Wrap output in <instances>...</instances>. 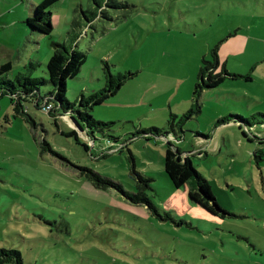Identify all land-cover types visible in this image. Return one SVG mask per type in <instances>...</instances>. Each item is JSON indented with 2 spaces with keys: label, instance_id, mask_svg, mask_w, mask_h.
<instances>
[{
  "label": "rangeland",
  "instance_id": "374dc122",
  "mask_svg": "<svg viewBox=\"0 0 264 264\" xmlns=\"http://www.w3.org/2000/svg\"><path fill=\"white\" fill-rule=\"evenodd\" d=\"M50 20L52 33L39 37V44L23 37L11 44L23 56H13L9 78L27 73L22 67L33 60L38 64L29 75L47 79L50 41L74 46L85 59L67 81L70 102L104 87V64L113 75H126L120 89L91 112L96 120L114 122L113 135L122 139L140 128L171 131L172 115L176 123L194 107L191 93L202 57L210 59L214 49L230 72L249 73L253 82L226 78L216 91L204 89L201 112L184 121L183 133L175 126L181 136L175 149L188 151L208 180L222 209L216 212L190 199L191 180L175 187L164 175L171 137L137 135L130 150L115 152L92 143L71 116L59 117L64 131L79 130L85 151L31 102L26 106L35 126L14 117L3 95L0 248L20 250L25 264H264V125L256 123L259 117L250 119L252 127L234 118L216 124L230 113L249 118L247 106L264 113V74L255 71L260 66L264 73V0H61ZM52 89L50 83L40 86L42 95ZM43 138L69 161L128 191L135 190L129 159L134 154L135 169L153 177L147 194L172 220H160L114 189L94 188L70 163L41 151Z\"/></svg>",
  "mask_w": 264,
  "mask_h": 264
},
{
  "label": "trees",
  "instance_id": "16d2710c",
  "mask_svg": "<svg viewBox=\"0 0 264 264\" xmlns=\"http://www.w3.org/2000/svg\"><path fill=\"white\" fill-rule=\"evenodd\" d=\"M60 1L61 0H42L33 6L30 16L24 21L27 30L34 35L41 34L45 38L46 36L50 37L53 29L50 20L51 9ZM84 16L88 18V16ZM50 44L52 51L48 60L45 62L47 79L45 77H31L29 75L34 65L38 64L33 60H29V62L25 63L22 67L27 73L18 71L12 79L9 78L11 64L6 62L0 65V97L3 95L9 96L14 111V117L20 116L35 126V122L29 115L26 106L27 102H31L35 108L42 109L45 113L51 114L54 125L59 133L67 138L72 137L85 151H88V143L79 137V130L77 131L76 128H72L69 131H64L60 127L64 125V123L62 124L58 120L59 117L71 116L76 124L86 133L92 143L105 145L107 148L115 147L117 148L115 152L123 148L128 149V144L131 143V141L133 142L137 135L144 137L148 134H153L156 138L164 135L166 137H171L172 146L166 147L163 157L164 175H166L175 187L183 186L191 180L193 185L189 191L191 200L211 212H216V209L222 210L211 192L208 180H206L193 165L189 152L180 149L177 151L175 149L177 147L174 146V142H178L181 137L177 134L175 126L183 133L184 130L182 125L184 121L191 118L195 113L198 114L201 112L200 96L204 89H214L226 78L234 80L237 77L247 78L248 76L230 73L225 68V65L221 64L216 49H214L211 51L210 59L207 60L205 56L202 57L198 75L191 93L194 100V107L184 112L176 123L172 122V120L177 116L172 115L171 120L168 121L171 131L166 132L162 128L157 127L140 128L135 129L137 132L128 133L129 137L127 139H122L121 137L113 135L114 129L112 125L114 122L96 120L91 112L95 106L102 104L120 89L126 75L120 73L113 75L109 66L104 64V87L89 95L81 94L74 102H70L65 94L67 90V81L78 75L84 62L85 54L74 46L65 45L64 43L51 40ZM45 83H50L53 89L42 95L40 86ZM48 104L51 105V109L45 108V105ZM257 117H259V119L256 123L264 125V113L262 112L254 113L249 118L239 114H228L227 116L220 117L216 124L226 123L232 121V118H234L239 124L242 123L244 126L252 127L255 123L250 122V119ZM95 132L100 133V137H94ZM203 136L206 137L207 135ZM118 146L121 147L118 148ZM40 148L41 151H48L58 158L70 163L77 169L78 174L94 188L100 190L114 189L122 193L129 202L146 207L149 212L156 215L160 220H172L169 213H159L158 208L147 194V191L151 189L153 177L135 169L134 154L130 153L129 159L131 161L130 176L135 181V190L128 191L125 190L120 183L108 176L102 175L95 169L87 165L75 164L69 161L68 158L55 151L44 138L40 142ZM4 263L25 264L22 252L15 248L1 247L0 264Z\"/></svg>",
  "mask_w": 264,
  "mask_h": 264
},
{
  "label": "crops",
  "instance_id": "0c3cea01",
  "mask_svg": "<svg viewBox=\"0 0 264 264\" xmlns=\"http://www.w3.org/2000/svg\"><path fill=\"white\" fill-rule=\"evenodd\" d=\"M41 1L42 0H0V36L6 38L3 41L0 40V65L9 62L12 68L13 56L16 55L23 56L19 52H15V49L13 47L10 48L11 44L14 43V40L16 44L21 43V37H23L25 42H28L29 44L30 43L39 44L38 38L42 37L43 35L41 34L34 35L30 33L27 30L24 21L26 20L27 17L30 16L32 12V7ZM253 69L254 67H251L249 72L252 71ZM255 71L257 73L264 74L260 66H255ZM230 73L248 76L247 78H244L245 82L249 84L253 82V79L250 77L249 73H245V74L234 73V72H230ZM216 89L217 88H214V91H216ZM259 92L262 96H264V84L260 87ZM209 98H211V96H209L207 99ZM205 99L206 98H204L203 100ZM247 109L250 115L254 114V112L250 111L249 106H247ZM214 128H212L209 131L210 134H212L213 131L217 132L216 131L217 127L215 129ZM217 139L218 140L221 139L222 142H225V139L221 138L220 135L217 136Z\"/></svg>",
  "mask_w": 264,
  "mask_h": 264
},
{
  "label": "built area",
  "instance_id": "2783aa9c",
  "mask_svg": "<svg viewBox=\"0 0 264 264\" xmlns=\"http://www.w3.org/2000/svg\"><path fill=\"white\" fill-rule=\"evenodd\" d=\"M45 108H46V109H51V105H50V104L45 105Z\"/></svg>",
  "mask_w": 264,
  "mask_h": 264
}]
</instances>
